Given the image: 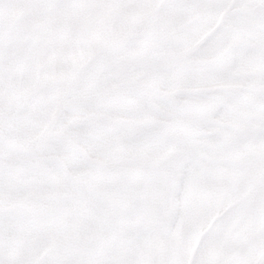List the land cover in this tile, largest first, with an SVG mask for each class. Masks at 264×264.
Here are the masks:
<instances>
[{
  "label": "snow or ice",
  "instance_id": "obj_1",
  "mask_svg": "<svg viewBox=\"0 0 264 264\" xmlns=\"http://www.w3.org/2000/svg\"><path fill=\"white\" fill-rule=\"evenodd\" d=\"M0 264H264V0H0Z\"/></svg>",
  "mask_w": 264,
  "mask_h": 264
}]
</instances>
